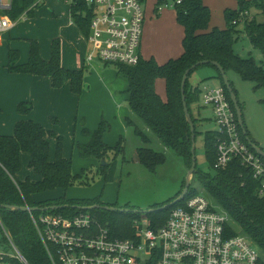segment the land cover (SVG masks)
<instances>
[{"label": "trees", "instance_id": "obj_1", "mask_svg": "<svg viewBox=\"0 0 264 264\" xmlns=\"http://www.w3.org/2000/svg\"><path fill=\"white\" fill-rule=\"evenodd\" d=\"M177 1L180 2L177 3ZM235 1L236 10L224 11L225 28L214 27L209 30L211 12L203 0H176L174 5L176 21L184 29L183 53L177 59L169 60L163 65H157L153 59L147 61L141 59L136 66L105 64L114 66L116 73L126 82L125 93L128 97L127 107L130 112V115L125 118L126 124L133 128L134 134L142 143L158 144L165 149L173 150L188 169L191 166L192 134L183 112L180 90L184 72L198 62L208 61L209 64L202 66L215 70V79L220 82V87L235 116L230 94L212 62L217 63L225 74L232 71L243 81L254 83V90L264 89V1ZM38 4V0H10V8L0 11V16L8 17L12 22L29 19L33 17L34 9ZM162 4L163 0L157 1L154 8L156 16L159 15L158 9ZM251 6L259 11L263 21L258 22L255 17L248 18ZM70 15L73 24L87 40L92 11L86 6L84 0L71 1ZM239 25H243L242 31L238 29ZM242 32L250 45L261 53L263 60L260 63H257L253 57L241 58L235 53L234 45L239 41ZM28 43L29 54L25 64H18L17 50L8 49L6 68L9 73L48 77L54 89H60L69 82L72 93L81 94L86 68L64 69L60 62L58 40H54L51 44V56L48 61L41 58L37 41L28 40ZM193 71L187 76L184 95L196 138L199 133L195 124L197 119L193 118L190 106L199 100L200 91L197 88L192 90L188 86V78ZM156 79H163L165 82V100L155 91ZM229 83L238 100L237 91L232 82L229 81ZM238 104L243 115V106L239 100ZM31 110L32 105L29 102H21L17 105V113L21 116L29 115ZM108 130L109 126L104 120L92 133L84 128L82 134L88 137L89 141L77 145L80 158L93 159L99 163L97 175H101L104 182L113 180L116 173V161L124 154L122 139L114 147L104 143L103 136ZM247 136L250 138L248 131ZM217 137V131L204 134L205 155L212 168L216 161ZM52 138H56L57 144L54 159L50 161L49 139ZM242 139L246 142L243 135ZM61 142L62 139L55 133L45 130L32 120L18 121L12 135H0V231L2 233L0 242L4 246H9L4 234L7 232L28 264H49V261L31 221L30 213L11 210L7 207L26 206L42 209L61 206L62 208L50 210V212L58 215H72L79 211L77 207L104 206L99 199L82 202L68 200L66 197L34 200L36 196L52 191H67L75 183L83 185L89 183L88 171H82L81 175L72 173L71 160L63 157ZM24 153L30 156L28 168L38 177L37 181H31L29 178L20 181L17 178L21 171L20 156ZM106 159L109 161L107 162ZM165 159L163 153L151 148L136 149L137 162L148 170L154 171L156 167L164 164ZM102 161H106V164L102 165ZM213 170V174H208L196 169L193 174L194 176L196 174L203 189L202 196L208 200L215 212H221L226 216V232L230 236L241 234L247 237L259 251V264H264V197L258 195V181L236 158L226 168H213ZM195 193V191L191 192L189 187L185 198L178 204L160 209L175 200L181 192L154 208L156 211L145 214L149 228L161 227L171 210L182 206L185 200ZM90 212L109 229L112 237L137 238L134 222L139 221L138 214L128 211L107 212L100 209L90 210ZM40 213L42 211L32 212L33 216H38ZM0 264L21 263L13 258H5L0 260Z\"/></svg>", "mask_w": 264, "mask_h": 264}, {"label": "built area", "instance_id": "obj_2", "mask_svg": "<svg viewBox=\"0 0 264 264\" xmlns=\"http://www.w3.org/2000/svg\"><path fill=\"white\" fill-rule=\"evenodd\" d=\"M84 2L92 11L86 63L136 66L141 60L144 24L141 1ZM9 6L10 0H0V8L7 10ZM12 26L8 17H0V35ZM202 102L212 108L218 127L213 168L224 169L238 159L258 181V195L264 197V160L242 139L223 89L206 90ZM30 216L49 264H259L260 260L258 249L247 237L226 232V216L215 212L201 195L190 196L182 206L172 209L158 229H150L146 219L135 221V239L112 237L90 210L79 209L72 215L53 214L49 210ZM4 234L15 254L8 256L0 250V260L13 258L28 264L9 234Z\"/></svg>", "mask_w": 264, "mask_h": 264}, {"label": "rangeland", "instance_id": "obj_3", "mask_svg": "<svg viewBox=\"0 0 264 264\" xmlns=\"http://www.w3.org/2000/svg\"><path fill=\"white\" fill-rule=\"evenodd\" d=\"M145 1V0H144ZM144 1L141 3L143 11H147L148 4ZM149 1V0H147ZM176 0H163L162 8H168L174 10ZM209 4L206 6L211 12V23L214 27L219 26L225 27L224 11L226 9L236 10L237 3L235 0H207ZM252 1V0H249ZM264 1V0H262ZM38 6L34 9V15L36 14L39 19L35 24V27H25L26 21H31L32 18L17 21V27L15 30L6 33V35H21L19 31L25 28V40H18V49L23 54V43L26 44L27 39H38L41 40L42 51L48 48L46 42H44L48 35L52 34L57 28L65 24V20L69 14V8L71 0H38ZM157 3V2H156ZM205 4V3H204ZM156 5V4H155ZM144 11V12H145ZM65 15V16H64ZM248 18L255 17L258 22L263 21L259 11L251 6L248 13ZM39 24V26H38ZM239 30H243V25L238 26ZM27 30L29 32L27 33ZM57 31V30H56ZM5 33L1 34L3 36ZM32 37V38H31ZM20 42V43H19ZM28 43V42H27ZM234 51L241 58L253 57L257 63L262 61L261 53L254 49L246 35L242 32L239 41L234 45ZM4 50L0 51V70L4 67ZM7 65V64H6ZM3 68L6 72L5 79L9 78L7 68ZM105 71L110 72V77L102 74ZM214 69L208 66L198 67L191 73L188 78V86L192 90L198 89L200 91L199 100L190 106L191 114L193 118L197 119L196 130L199 132L195 138V162L197 171L213 174L214 170L210 166L204 147V134L206 132H213L218 129L214 122L212 108L206 106L202 102L203 92L207 89H215L220 87V82L212 78L214 76ZM116 69L112 65H105L98 61L92 63L89 67H86L84 78H83V90L87 89L90 83L86 82L85 79L90 75L95 76L97 82L93 85L92 94L90 96V102L86 103L85 111L87 115L78 116V99L76 101L66 100L67 111L60 110L62 113L60 117L66 120V125L60 127L57 123V119L54 116L49 119L50 129L48 131H57L58 129L68 128L67 123L69 121L68 112L72 115V122L78 125V128L85 126L87 120L90 123L94 120L95 130L98 127L99 122L102 120L108 124L109 130L104 134L106 141L104 143L110 147H114L120 139L123 140L124 154L119 156L117 159L116 173L110 182H104L101 175H97L99 170V163L93 159H82L78 154L77 149V138L73 130L71 136L61 135L57 136L62 139V155L63 157L71 160V171L74 175H81L82 171H88L89 183L80 184L75 183L73 186L64 190H56L46 194L38 195L34 198L37 200H47L59 197H66L68 200L75 201H90L99 199L104 205L113 206L120 210L131 212L132 214H138L140 217L138 220H145L146 217L143 215L145 212L159 207L169 199L174 198L178 193L183 191L185 185V179L188 173V168L184 161L171 149H165L163 146L158 144H144L134 134L133 128L126 124V120L122 114L117 112V104L121 109L128 108L126 101L124 100L125 93L119 92L118 90H109V85H113L116 80L124 82L125 80L117 73L115 76ZM113 74V75H112ZM227 79L232 82L234 89L237 91L238 100L243 106V117L246 125V129L250 134V137L256 141L260 148L264 149V89L254 90V83L243 81L236 73L229 71L226 74ZM102 79V80H101ZM9 80H6L8 83ZM99 85L101 88H99ZM105 87L107 89H105ZM106 91V93L103 91ZM82 90V91H83ZM82 93V92H81ZM28 94V90L26 91ZM79 96V95H78ZM117 96V101H113V98ZM23 99V97H21ZM63 100V98H62ZM25 102L33 103L31 100H23ZM64 102V101H63ZM101 107V108H100ZM100 108V109H99ZM8 110L11 112L10 103ZM43 112L38 111V115H42ZM128 117V116H127ZM34 120V118H31ZM7 122V119H5ZM9 121V120H8ZM35 121V120H34ZM58 127V128H57ZM4 130H7L5 128ZM93 131V130H92ZM54 133V132H53ZM82 134V132H81ZM7 135V132H5ZM50 151L52 159L54 158L55 147L57 144L56 138L49 139ZM145 147L151 148L156 152H161L165 155L164 164L155 168L154 171L148 170L140 165L136 160V149ZM21 157V171L18 175L20 181L25 180L29 177L31 181H37V176L30 171L28 168V162L25 163V155ZM108 162L109 160L106 159ZM106 161H103L106 164ZM190 191H195L194 195H203V189L197 180L196 174L193 175L190 180ZM180 195V194H179ZM2 233L0 231V241ZM0 250H3L8 256H14V250L7 245H2L0 242Z\"/></svg>", "mask_w": 264, "mask_h": 264}, {"label": "crops", "instance_id": "obj_4", "mask_svg": "<svg viewBox=\"0 0 264 264\" xmlns=\"http://www.w3.org/2000/svg\"><path fill=\"white\" fill-rule=\"evenodd\" d=\"M140 1L142 3L144 0H140ZM157 1L158 0L144 1L145 4H148V2L149 4L147 11L144 10L145 11L144 24H143V31L141 38L140 55L142 60L147 61L153 59L157 65H163L169 60L177 59L183 53L182 41L184 38V29L176 21L175 10H169L168 8H162L160 6L158 9L159 15L156 16L154 14V8ZM6 2L7 0H3V3ZM203 3H205V5L209 4L207 0H203ZM2 10L4 9L0 8V11ZM68 11H69L68 19L67 16L64 15L66 17L65 24L63 26H60V29L57 28L56 29L57 31L55 30L52 34L48 35V38L44 41L48 45V48L45 51H42L41 40L38 37H36L38 41L35 38L34 39L29 38L27 39V42L28 40L37 41L39 44V52L41 58L44 61H48L51 56V44L54 40H58L59 48H60L61 66L67 70H81L82 68H86L90 66L85 61L89 49V44L87 40L81 35L78 28L73 24L70 15V8ZM0 17H4V16H0ZM38 19L39 17L35 14L34 19H32L29 22L26 21L25 22L26 24L24 26L33 28L35 27V24L38 22L37 21ZM17 23L13 22V26L11 27V29L5 32L3 36L0 35V51L4 50L3 65L4 64L6 65L8 62L7 59L8 49L17 50L19 52L18 64H25L28 61L29 43L27 42L26 44L23 43V54H22L18 49L19 44L18 42H16L18 40H25L24 38L25 36H27V34H25V28L19 31V34L21 35H16V36L6 35V33H9L10 31L15 30L17 27H19L18 25H16ZM212 28H214V26L210 20L209 30H211ZM224 28L225 27L223 26H219V29H224ZM28 32L29 30H27V33ZM5 65L3 68H5ZM3 68L2 70H0V135H5V132H7V135H12L14 131V126L18 121L32 120L31 119L32 117L35 120L32 121L40 124L47 131L48 129H50L49 119L52 118V116H54L55 120L57 119L58 121L57 123H59L58 127L62 125L65 126L66 120L62 117L59 118V116L62 113L59 111L58 106L60 110L67 111V104H66L67 99L71 101H76V99H78V112L76 115V120L78 116H81L82 114L83 115L88 114L85 111L86 108L85 102L86 103L90 102L89 98L92 94V92L90 91H92V89L94 88L93 85L95 84V82H97L94 74L90 75L85 79L84 81L85 84H87L86 82L90 84L87 85L88 88L86 90L84 89L82 93L78 96L72 93L69 82L65 83L60 89H54L52 88L51 80L48 77L9 73L8 71H7L8 75L10 74L9 78L5 79L6 72ZM213 73L214 76L212 78H215L216 77L215 70ZM102 74H104L107 77H110L109 71H105ZM114 74L117 78H119L116 73ZM6 80H9V82L6 83ZM112 84L113 85H109L108 87L109 90H118L119 92L125 93L127 86H125L124 82L116 80ZM99 88H101L100 85ZM105 89L107 88L105 87ZM27 90L29 95H26ZM103 91L106 93L104 89ZM155 91L163 100L166 99L165 82L163 79L155 80ZM124 96H125L124 100L126 101L127 104L128 97L126 93ZM21 97H23V99H21ZM23 100H31L33 102L31 104L32 110L30 114L27 116H21L17 113V105L21 102H25ZM115 100L117 101V96L113 98V101ZM9 103H10L11 112L10 110H8ZM39 110L43 112L42 115H38ZM117 112L119 114L123 113L124 118L130 115L128 108L121 109L118 104H117ZM68 116H69L68 118L69 121L67 123L68 128L66 129L61 128L58 129L57 131H53L55 135L61 136L64 134L67 136H71V132L73 130V133H75V137L77 138L76 144L87 143L89 141V138L83 136L81 132L83 131L84 128L87 129L90 133L94 132L95 131L94 120L91 123L89 120H87L85 126L83 125V127L78 128V125L72 122V115H70V112H68ZM5 119H7V122L5 121ZM5 128H7V130H4ZM250 139L254 141V143L258 146V144L254 139H252L251 137ZM103 140L106 141L105 138H103ZM54 156H55V152H54ZM21 157L22 154L20 156V161H21ZM24 157H25V163L26 162L29 163L30 156L28 154H25ZM49 159L50 161H53L51 160L52 159L51 151H50Z\"/></svg>", "mask_w": 264, "mask_h": 264}, {"label": "water", "instance_id": "obj_5", "mask_svg": "<svg viewBox=\"0 0 264 264\" xmlns=\"http://www.w3.org/2000/svg\"><path fill=\"white\" fill-rule=\"evenodd\" d=\"M10 6L7 8L9 9ZM209 64L208 61H201V62H198L196 63L195 65L191 66L188 70H186L182 76V80H181V84H180V90H181V97H182V103H183V112H184V115H185V119H186V122L188 123V125L190 126V131H191V166L188 170V173H187V176H186V179H185V185H184V188H183V191L181 192V194L175 199L173 200L171 203L161 207L160 209L163 210L165 209L166 207H172L176 204H178L179 202H181L187 192H188V189L190 187V180L193 176V174L195 173L196 171V162H195V147H194V143H195V135H194V126H193V122H192V119H191V116L188 112V109H187V105H186V102H185V91H184V87H185V82H186V79H187V76L189 75V73L193 70H195L197 67H200L202 65H207ZM212 65L218 70V72L220 73L221 77H222V80L224 82V85L226 86L229 94H230V99H231V102L234 106V110H235V113H236V118H237V122H238V125H239V128L240 130L242 131V135L245 137V140L246 142L248 143V145L251 147V149L253 151H255L258 155L262 156L264 158V149L263 148H260L258 147L248 136H247V130L245 128V124H244V120H243V115H242V112L239 108V104H238V100L234 94V92L232 91L231 87H230V83H229V80L227 79L226 77V74L225 72L221 69V67L215 63V62H212ZM102 165H105V163L102 161ZM11 210H17V211H22V212H28V213H32V212H36V211H49V210H55V209H59V208H62L61 206H53V207H48V208H30V207H7ZM76 208V207H75ZM78 209H81V210H94V209H100V210H104V211H107V212H124L125 210H120V209H117L116 207H113V206H108V205H104V206H99V205H93V206H85V207H77ZM156 211V209H152V210H149L147 212H145L143 215L147 214V213H152Z\"/></svg>", "mask_w": 264, "mask_h": 264}]
</instances>
